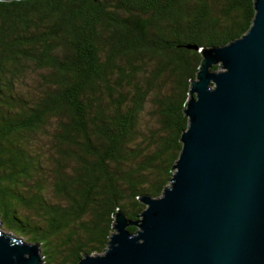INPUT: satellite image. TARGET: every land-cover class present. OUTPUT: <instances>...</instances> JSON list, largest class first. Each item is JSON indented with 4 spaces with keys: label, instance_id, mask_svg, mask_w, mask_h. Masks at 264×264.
Instances as JSON below:
<instances>
[{
    "label": "trees",
    "instance_id": "trees-1",
    "mask_svg": "<svg viewBox=\"0 0 264 264\" xmlns=\"http://www.w3.org/2000/svg\"><path fill=\"white\" fill-rule=\"evenodd\" d=\"M253 15V0L0 1L1 226L42 264L101 253L112 213L137 220V198L169 184L191 46L225 44Z\"/></svg>",
    "mask_w": 264,
    "mask_h": 264
},
{
    "label": "water",
    "instance_id": "water-1",
    "mask_svg": "<svg viewBox=\"0 0 264 264\" xmlns=\"http://www.w3.org/2000/svg\"><path fill=\"white\" fill-rule=\"evenodd\" d=\"M253 9L239 37L191 46L200 61L169 184L137 198V220L116 209L103 251L76 264H264V0ZM0 264H42L40 247L0 227Z\"/></svg>",
    "mask_w": 264,
    "mask_h": 264
},
{
    "label": "rangeland",
    "instance_id": "rangeland-1",
    "mask_svg": "<svg viewBox=\"0 0 264 264\" xmlns=\"http://www.w3.org/2000/svg\"><path fill=\"white\" fill-rule=\"evenodd\" d=\"M5 232H10V231H8V230H5L2 226H0ZM42 258V257H41Z\"/></svg>",
    "mask_w": 264,
    "mask_h": 264
}]
</instances>
